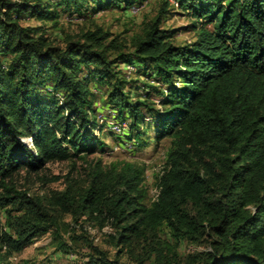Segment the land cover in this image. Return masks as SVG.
I'll use <instances>...</instances> for the list:
<instances>
[{
	"label": "trees",
	"instance_id": "trees-1",
	"mask_svg": "<svg viewBox=\"0 0 264 264\" xmlns=\"http://www.w3.org/2000/svg\"><path fill=\"white\" fill-rule=\"evenodd\" d=\"M144 1L0 0V264L46 234L57 251L82 242L80 264H264V0H174L193 19L182 44L163 27L170 0L128 42L94 24L57 43L21 24ZM100 112L126 122L120 139H168L156 200L144 202L145 164L89 158ZM53 162L71 166L62 190L17 186ZM95 224L112 228V257L87 234ZM183 240L206 248L183 258Z\"/></svg>",
	"mask_w": 264,
	"mask_h": 264
},
{
	"label": "rangeland",
	"instance_id": "rangeland-1",
	"mask_svg": "<svg viewBox=\"0 0 264 264\" xmlns=\"http://www.w3.org/2000/svg\"><path fill=\"white\" fill-rule=\"evenodd\" d=\"M158 2L159 0H147L126 11L112 8L110 10L100 11L95 15L87 14V17H70L67 13L61 12L56 26H54L52 21L42 22L34 18L22 19L21 24L26 26L42 24V29L46 35L57 43H62L66 36L74 35L80 29L93 28L94 24L102 26L104 29L112 32L113 35H119L123 40L128 42L133 34L140 31L142 22L154 15ZM170 2L175 8L170 9V18L163 24V27L175 31L173 41L176 44L192 41L194 38V31L190 27L193 21L192 17L188 15L187 11L179 7L177 8L174 0H170ZM128 45L130 44L128 43ZM122 68L123 70L125 69L124 67ZM124 71L129 74L131 79L139 78V80H143L141 76L137 75L138 71L135 68L131 70L125 69ZM120 122L123 123L124 120H120ZM97 130L98 128L94 130V133L96 135L100 134V136L94 147V153L89 158L100 157L103 164H108L115 160H129L137 164H145L146 172L144 183L147 186V198L144 202L149 204L153 199L155 191L159 188L157 186V176L160 174L164 165V151L168 146V139L159 142L155 141L151 128H148L137 141V144H133V140L126 141L123 137L121 139L117 137V134L113 133L107 125L103 126L100 131ZM99 142L102 144L99 145ZM77 163V172L72 171V176L81 178L82 176L79 174L83 172V165H80L82 161L77 160ZM70 169L69 162L49 163L41 172L49 180H45V178L40 180L35 177L29 179L23 175H19L16 177V184L21 188H29L31 192L37 195L47 197L52 191H59L64 188V176L68 174ZM0 220L4 223V213L1 209ZM64 220L68 221L69 216L66 215ZM89 226L90 228L86 232H88L87 234L92 239L93 244L106 250L110 257H112L115 246H113L109 239V234H113L110 225H106L104 231L98 230L96 224ZM160 235L164 239H168L169 237L164 229ZM63 236L67 238V234ZM71 247L72 249L69 252L55 250V247L51 244V236L46 234L25 248L21 253L17 254L14 262L16 264H80L83 261V254L87 253L88 249L82 242H73ZM205 248L206 246L201 244L183 240L179 243L177 251L184 258L188 254L203 251ZM120 262L123 264H133L132 259L127 254H123L120 257Z\"/></svg>",
	"mask_w": 264,
	"mask_h": 264
},
{
	"label": "built area",
	"instance_id": "built-area-1",
	"mask_svg": "<svg viewBox=\"0 0 264 264\" xmlns=\"http://www.w3.org/2000/svg\"><path fill=\"white\" fill-rule=\"evenodd\" d=\"M174 4L177 6V3L174 2ZM126 69L127 70H131L133 69L131 66H126ZM111 118V119H110ZM106 117L104 114L100 113V115H98V123H99V126H101V124L103 125H107V127L115 134L119 135L122 133V131L124 130V128H126L127 124L126 122H123V123H120L118 122L117 120H115L114 118L112 117ZM146 120H148L149 118H145ZM98 131V130H97ZM158 193H159V188L155 191V194L153 196V199L152 200H156L157 196H158ZM90 226L87 225L86 226V230L88 229L89 230ZM105 228L101 229L102 231H104ZM13 264H16V262H14V260H16V257L13 256L11 258Z\"/></svg>",
	"mask_w": 264,
	"mask_h": 264
},
{
	"label": "clouds",
	"instance_id": "clouds-1",
	"mask_svg": "<svg viewBox=\"0 0 264 264\" xmlns=\"http://www.w3.org/2000/svg\"><path fill=\"white\" fill-rule=\"evenodd\" d=\"M99 131V130H98Z\"/></svg>",
	"mask_w": 264,
	"mask_h": 264
}]
</instances>
